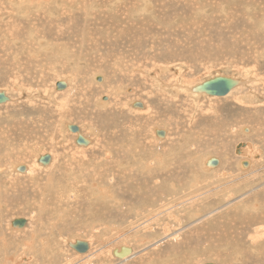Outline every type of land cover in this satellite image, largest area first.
<instances>
[{
    "label": "rangeland",
    "instance_id": "374dc122",
    "mask_svg": "<svg viewBox=\"0 0 264 264\" xmlns=\"http://www.w3.org/2000/svg\"><path fill=\"white\" fill-rule=\"evenodd\" d=\"M129 1L131 0H123V1L120 0L119 3L128 4ZM199 3H201V1ZM204 5L206 6L205 8L200 10V13L203 15V14H207L211 12L212 14L214 8L212 9L211 6H210L211 8L210 7L207 8L208 4H205V3ZM29 9H31V11H29ZM204 9H207L205 10L206 11L205 13H203ZM23 10L26 11L27 16L31 20L32 19L38 20V17H36L35 15V10L33 8H30V5L28 3L23 6ZM211 14L205 15V18L204 17L202 18L201 17L202 15H199V16L196 15L197 19L195 16L192 15L189 17L190 20L188 19L187 21H184V22L180 21L181 24L180 22L174 23V27L176 26L175 28L173 27V24L172 25L167 24V30H166L167 34L165 33L160 34L159 32H154L153 34L151 33V35L149 34V39H151L152 37L151 40L153 42V49H151V47L149 46L150 43L140 44L139 47L141 48V50L138 51L139 54L133 55L131 58H129L130 59L129 62H132V61L136 62L139 64L138 66L141 68H143V64H145V61H150V63H147L148 66H150V68L145 69L144 72L141 70H138V71L135 70V71L130 72L129 70H125L124 65H120L119 59L121 60L126 59V56H124L125 53H122V55L119 56V51L117 49V46H115L116 43H114V40L110 37V33L105 34V35H102V34L99 35L97 32L93 40L89 39V37L85 39V42L89 45L90 43H92V46H88L83 42H79L80 36L77 37L78 40L77 39L75 40L76 36H73L74 41L72 40V38H69V37L64 38L67 41V48L69 47L70 50L63 49L64 51H60L58 49L60 47L59 45L55 46L54 44V46H52V44L49 43L51 41L50 38L49 37L47 38L44 36H41L43 38H39V41L43 43L41 46L46 47V50H40V49L37 50L36 48L38 47L39 43H37L35 39L37 38L36 35L43 34L41 32L32 31V33L30 34H26L25 32H23V35H25L29 43L28 44L24 43L25 44L24 46H22V44L21 46H19L18 44L14 46L13 44L15 41L11 39L10 40L11 43H9L8 45L7 42H9V40L7 39L6 36H4L5 33L0 30V40H1V43H0V90L4 91L9 99L5 103L0 104V131H1L0 141L3 140L4 137L8 135V131H7L8 129L6 130V128H10L9 125H14L15 122H19V124L21 125V123H23L25 120H28L29 122H31L32 119L36 120V118L38 117L40 120H42L46 116V118H44L43 121H45V123H47V121L48 123L53 121L50 124L51 127H49L50 125L45 126L44 127L46 128V133H45L44 132L45 130L43 129V126H42V131L38 133H40L41 135L43 133V136H46V137L49 136L50 133H52L53 135L50 134L49 136L50 139L58 138L57 143L59 142V144H65L66 148H57L58 152L56 151L57 152L56 154L58 153L61 154L63 150H67V151H71L72 153L74 152L79 156L83 155L84 157L87 158V156L88 157L91 156L92 151L99 153L100 150L102 151L104 149V146L105 148L106 147L110 148V145H115L113 141L118 137H122L124 139L125 145L129 143L130 147L138 148L139 152L141 153V149H142V146L144 145V141L151 140L153 141V143H155L154 139L151 138L150 136V135L157 136L155 133V130L154 132H152L151 130V126L155 125L156 127H159L157 129H162L164 131L163 135L156 137L157 140H162L160 138H164L167 133H168L167 139H171L175 137L172 143L174 145L171 149L173 150L171 157H172V160H175L177 162H180V161L182 163L185 162L183 165H181L180 175L181 177L186 178V179H183V178L180 179L182 183L180 185H177L178 189H176L175 191L174 190L172 191L170 186L164 187L168 191H166V189L163 188V192L166 194L165 197L163 196L164 198L163 201L167 203L169 208H171V209L167 208L169 210L168 212H170L169 215L171 214L169 217L165 216L166 212L164 211H167L165 209H162L161 212L157 211L159 212V214L158 213L156 214L155 212L153 214L145 215V216H144V212L142 211V210H150V209L152 210L158 206L157 201L161 197V189H158V191L149 192L147 194L148 198L143 203L140 211L136 212L134 209H129V207H125L123 205L124 199L125 201H128L129 199L127 197L124 198L121 193H118L119 188H122L126 184L121 183V182H116L117 180L113 181L114 183H112V181L110 180H107L104 182V185L105 186L107 185L108 189L112 188V190L115 192V197L119 200V202L122 201L120 203L121 207L117 210H122V212L123 210H125L126 216L125 217L121 216V218H113L112 216H109V217L105 216L106 210L113 207V206H110L111 202L106 199L99 201L98 199L91 198L90 202L87 203L88 206L86 204L81 205L79 202V208L78 206L74 205L75 204L74 202L70 200H66V201L61 202L59 205L61 207H64L67 210V217L69 216L71 219V221H68V219L65 216L64 208H57L54 206L55 204L44 203L41 199L40 191H39L41 188H43L44 184H46V182L44 181L47 179V177L52 178L55 175V172H58V170L60 171V174H59L60 179L59 180L53 179V181L54 182L60 181V183L63 181L65 183V178L67 176H65L62 173L61 167H59L56 171L53 167L51 170L41 173L40 176L43 179L42 180L40 179L37 185L31 181H27L25 183H17L15 179L8 178L9 175H11L8 171V168H9L8 166L10 165L9 162H12V160L10 161V158H9L11 154L9 155L7 154L6 150H2L3 148H1L2 147L1 146L2 143H1L0 144V149H1L0 150V168H3V171L0 172V180H1L0 182V225L2 226L0 228V230L2 231L0 232V235L6 236V241H9L10 233H14L11 228L23 229L27 225V229H34V231L37 233V227L39 224V220H42L43 223L46 224L50 228L49 230L50 233L48 234V236L52 239H55V242H57V248L58 249L64 248L67 251V253L70 252L69 254L72 256L77 255V258L71 264H86L87 259L91 257L93 254H95L96 252L102 251L103 253L100 252V254L102 255L104 254V252H108L109 250L110 252L108 254L109 255L111 254L110 257L112 260H108L106 258V262L103 264L123 263L125 258L117 257L114 253L111 252V248L108 247V245H112L113 248L117 249L118 246L121 245V243L128 245L132 249V252L135 258L137 256L139 257L142 254H147L149 257L152 258V252H154L159 258V260L163 258L167 259L168 257H170L169 258L170 262L177 263V264H202L203 261L210 260L207 258L210 255H206L211 252L210 250H212L209 248H205V247L204 248H201V247L194 248L195 246L192 247V244H191L190 247L192 248H190L189 246H185L186 248L166 249L165 246H167V244L171 243L172 241L170 238V232L166 228L165 224L163 225V223L169 222L172 225V230H171L172 233H174L175 231V233L178 232L179 234L181 233L190 234L189 233L190 231H193L194 234H196L197 227L202 226L204 224L216 230L217 229L216 225H219L221 222L230 223V217L233 216L234 208H236L239 212H241L240 211L241 205L248 203L249 200L252 198L253 194L258 193V191L259 193H261L264 190L263 172L259 173L258 175L256 174L260 170L261 165H257L255 168H252L254 170H251L252 164L249 166V162H245L242 165L239 162L240 169L236 165H232V169L228 170L232 173V175H229L223 178L221 181L216 182L212 185L207 184L208 183L207 178L210 179V177H208L209 175L207 174V171L209 169L207 168L213 169L211 173L215 171L228 172V171H225L223 168V166L225 165L223 161L226 160V157L224 158L225 154L226 155L230 154L231 158L241 157L245 159H251L253 160V162H255V160L258 161L259 159L262 158L264 162V148H263L264 143L262 146V141L257 139V138H260L259 133H256L255 135V134H251V131H250L251 127L249 125H252L250 121H252L253 123L255 122L253 120L244 121L243 126L249 128V130L245 129L244 131V130L239 129V123H237L238 119H236L237 118L236 116H239V113L241 111L240 108H241V109H246L248 111V114L253 115L255 119H258V120L261 119L259 121L263 122L262 119H264V57L263 55L259 54V51L262 48H259L258 50L257 49L258 47H256V50H255L254 46L256 45H253L252 47V45L248 41L247 42L248 45L246 42H244L243 45L238 47L240 49L239 50L237 49L235 51L236 53H234L233 52L235 48L234 43L235 41H237V39L234 38V42H233L232 41L233 37H231L233 34H230L232 33L230 29L226 25H221L217 20V19L221 20V17H224L225 15L222 14L221 17H219L215 14H212L211 16ZM207 16H209L208 18L211 21H208ZM192 17L195 18V20ZM78 18H79L78 21H80V17ZM110 18H114L116 21H119V16L117 17V16L105 14L100 18H96L98 19L97 24H103L104 26L105 22L103 20L105 19L109 20ZM20 19L25 20L21 17ZM201 19H203L204 21ZM99 20H101L100 21L101 23L99 22ZM196 20L201 21V22L199 23L198 26H194V28L192 27L193 30L192 29L190 30L191 26L189 28L190 31L188 30V28H186L187 30L184 29L181 31L182 34H180V31L176 30L179 28V26L182 25V23L183 24L184 23L194 24L193 21H196ZM87 22H89V25L90 23L94 22L95 26H98L96 22L93 21V19ZM171 22L173 23V21ZM202 23L204 24L205 27H203ZM91 27L93 26L91 25ZM99 27L100 26H98V28ZM241 27L245 28L243 27L242 24H241ZM191 31H192V34H190ZM183 32H185L186 34L185 33L183 34ZM16 33L17 34L14 35L16 39H18V37H21L22 34H20L19 32H16ZM92 33H95V31H92ZM219 33L220 35H218ZM226 34H228L229 36ZM217 35L219 36L218 39H217L218 37ZM160 36H164V37L159 39ZM84 37H87V36H84ZM44 38L47 41L49 40L50 41L49 42H47L46 40L44 41ZM111 39H112L113 45L111 44ZM216 41L218 42L215 44L214 42ZM68 42L69 44L71 43L74 46V48H71L68 45ZM105 42L107 43L109 42L108 45ZM225 42L227 45L225 44ZM18 43L20 44V41H18ZM10 44H12L15 48L12 47V45ZM49 44L51 46H49ZM244 44H246L247 47L248 46L250 48L252 47V49L246 48L245 50H250L251 56L245 57L242 59L240 51L246 47ZM262 44L263 43H260L259 45L258 43L257 46L264 47V44L263 45ZM106 47H108L109 50H107L108 48ZM218 47L221 49V52ZM16 48L19 50H17ZM228 48L230 49L231 52L228 51L229 50ZM110 50H113L114 55L108 54L110 52L112 53V51ZM29 52H32V53L35 52L34 53L35 55L29 54ZM255 52H258V53H255ZM160 53L164 55L156 57V55ZM165 54H168V56L170 57L166 56ZM236 57L238 59H236ZM176 62L180 63L181 65L176 64ZM160 65H167L170 67V70H164L161 74H159V76L161 77L160 80L167 82L169 83V85H171L175 80V76H179L180 78L183 76L185 81L183 82L181 81L182 85L181 87H179L180 89L177 92H174L173 89L171 88L173 85L171 86L164 85L163 87L156 89L157 92H159L158 97L155 96V98L151 97L150 99H148L146 94L148 90L150 92L151 85L144 84L143 82L140 83L138 80H140V77L146 78L145 80H147L148 83L152 84L155 79V72L153 70L157 66H160ZM34 70H36V73L39 72V75L38 74L37 75L41 76V78L39 77L40 80L42 78H44V80L42 79L41 81H38L36 79L37 76L34 75L35 73ZM31 72H34L32 73L34 77H32V75L30 74ZM41 74H44L45 77ZM126 74L134 75L132 76V79L138 82L139 84L138 87H140L141 89H144L143 91L145 93H143L142 96L139 97L136 94L135 88L137 86V82L133 84L127 81L128 79L126 77ZM217 74H223V76L224 75L232 76V77L235 76L236 78L234 79L239 81V84L233 87V89L230 90V92L224 96H216V95H208V94L202 95L201 94L199 95V97L196 96L197 98H194L188 95L187 88L189 86H193L201 80L204 81L208 78L220 76ZM97 76H101L103 78L107 76V77H110L111 79H114V78L115 79L112 82V84L106 83L110 87H107L103 93L101 91L93 90L92 92L93 95H91L89 99V96H90L89 94L91 93V91L89 90V85L91 88V86L94 85V83H103L104 81V80L102 81L97 80L96 79ZM8 77L10 78L11 81L9 80ZM240 78L241 80L242 79L243 80L242 81L239 80ZM58 80H62V81L65 80L66 82L68 81L69 84L63 81L65 84V87L61 89H57L55 82ZM80 81L87 83L86 85L88 89L85 90V95L80 94L78 96L76 92L74 93L75 94L74 97L77 98V100H75L74 103L71 101L69 104H66L67 100L64 101L65 105L71 112L70 116H72L71 120L69 121V126L75 125L77 126L78 129L76 131H72L70 127L67 126V129L64 130L62 123L60 126L59 122L61 121L59 119H56L57 120L56 121L55 118L61 113V111L63 112L66 111L67 113L68 111H67V108H62V109L59 108L61 107L59 106V104L61 103L60 101H62L63 98L57 95H61L60 93L67 90L69 87L71 88L75 87L78 83H80ZM112 85L123 86L125 88L124 93L122 94L117 93L115 91V88H113L114 86ZM48 92L53 93V95L50 94L51 96L50 95L47 96ZM247 93L250 95L253 94L254 96L252 95L250 99L245 97L247 102H242L244 104L242 106L244 107L240 106L241 103L238 104L236 101L230 100L229 98V97H233V98L236 97L237 99L240 98L239 100H241V97L245 96ZM99 95L101 96L99 99L100 101L111 100L110 99L111 95H113V97L117 101L115 102L114 100H112L111 102L112 106L110 108L109 106L106 108H100L96 104V99ZM124 95H127L128 97L127 96L124 97ZM162 95L166 96V98L168 99L166 100L164 99V97H160ZM52 96L54 97V99H52L53 98ZM130 98H133V100L129 101L128 99ZM175 98L178 100L177 102L173 101V99ZM119 101L121 102V104L119 103ZM133 101L141 102L142 106L134 105ZM147 102H149L150 104H155L157 106V107L155 106L156 107L155 112L158 113V116L154 117V120L156 122V123L154 122L155 124L151 123L152 121L151 118L148 119V116L146 115L143 116L142 114L143 113L142 109H146L145 103ZM115 104L119 106V110L114 108ZM48 105L49 107H47ZM237 105L240 107L239 109ZM214 106L223 107L224 110H222L221 114H226L229 109H235L236 112L234 111L230 113L231 115L232 114L234 115L229 119L230 125L228 126V128L226 127L227 129L226 128L216 129L215 127L210 126L208 124L209 123L208 120H211V119H206L205 114H209L211 117L215 116L214 110H216V108ZM34 107L39 109L40 111L35 110ZM43 108H45V110H42ZM120 108L123 111V114H126L124 121L123 119H119L120 117L114 116L113 114V111L120 112ZM168 108H171L170 112L168 111L169 110ZM54 110L58 112H55L54 114L52 113V115H48L50 111H54ZM66 112L64 113L67 114ZM136 112L137 113L140 112V114H136ZM181 112L185 115V117L182 116ZM40 114L41 115L43 114V115L41 116ZM77 118L79 119L77 120ZM234 118L235 120L233 121ZM39 119H37L36 121H38ZM40 120L38 122H41ZM124 122L126 123L128 127L120 129L119 126H123L121 124H124ZM54 123H55V127L52 128V124L54 125ZM206 126L207 127L210 126V127L206 128ZM202 127L203 129L205 128L206 131L201 130ZM233 127L235 128L234 131L231 130ZM164 128L168 129L169 131H167L166 133ZM212 130H214L215 132H212ZM79 131L81 132L80 133L81 135L83 134L86 136L84 137L82 135L83 138L87 139V142H88L87 144H81L75 141L77 137L75 134ZM66 133L69 135V137L67 136L66 138H63V135ZM40 134L38 135L40 136ZM1 135L2 136L4 135V137H2ZM14 135L16 137V133ZM88 137L90 139H88ZM241 142H244L246 145H249V144L252 145L253 148L251 150L253 149L254 150L251 152L246 151V154L243 153L242 156H239L240 153L238 151L236 152L235 149H236V146L242 145ZM166 143L170 144V141ZM256 143H258V145H256ZM159 144L160 142H158L156 147H160ZM92 145L94 146L97 145V147L94 149H91ZM118 145L119 143L117 144V147ZM16 146H18V144ZM53 146H56V145L53 144ZM208 147L214 149L213 150L214 152L211 154V156L218 157L220 159V162L222 161L221 163H219V160H217V164L215 165H209L208 162H205V164L202 163V160L200 157L201 155H203V153L210 152L208 150ZM19 148L21 149L23 148V149L21 150ZM27 148H34L32 150L34 153H36L38 150L40 152H42L43 150L44 152L43 147H41L40 145L35 146V144H29ZM215 148H218L220 150L222 149V150L216 153ZM9 150L11 151L12 154H14L11 156V159L13 157V161H14L16 160L15 156L16 155L19 156L20 152L24 150V147L20 146V147H15L12 149L10 148ZM80 151H83L84 154H81ZM44 153H48V150ZM77 155L75 156V159H74L75 161H77V163L75 164L76 165L75 171L82 172L83 162L79 163L78 161H82V160L84 161V159H78L79 157ZM30 156L33 157V155H30ZM256 157H258V159ZM63 158L64 157H62L61 155L59 156V159L62 160ZM124 158L126 160H129L128 155L127 156L124 155ZM124 158H122V160ZM188 162L190 163V165H188ZM133 163L134 164H129L128 162L125 167L127 169H132L135 173H138L142 176V177H138L137 179L133 180V184L136 183L137 185H139V187L142 190L147 185L151 184L152 177L151 175L148 176L146 173L140 172L144 170L138 167L136 162L133 161ZM229 168L231 167L229 166ZM47 169H50V168H47ZM87 176H88V173L84 175V177L82 175L83 177L82 180L84 181L82 183H89ZM252 176H255V178L250 179V177ZM219 177L220 176H218V178ZM129 179L130 178L127 177V180ZM174 179L175 178L172 179L173 183H175L176 181H179L177 179L175 180ZM214 179H217V178L214 177ZM22 180H26V179L23 178ZM8 182H11L13 185L8 184ZM188 182L192 184H196V183L197 184L194 185V187L188 188L190 185ZM176 183H179V182H176ZM183 184H185L184 185V187L186 186L185 188L182 186ZM196 186H199L201 188L199 189V191L194 193V189L199 188ZM180 188H182L183 190H181ZM90 189H91V186H90ZM61 190L64 191L67 189L61 188ZM263 192L262 194L264 195ZM90 194L91 192L87 194V197ZM168 194H171V195H168ZM263 195H261V198H264ZM258 196L260 197V194ZM196 199L198 200L196 201ZM189 202H191L192 205L186 206L185 203H189ZM73 206L76 207L77 211L76 210L71 211V208ZM115 207L116 205L114 206V208ZM188 207L202 210L201 214H198V216L192 217L190 219H183L182 214H183V217L185 218L186 216H188L187 212L189 213L190 211L191 213V210L186 209ZM8 208H11L12 212H10ZM52 211H59L61 216H63L61 217L64 220L63 223H60L58 221L56 223V226L54 225L52 226L49 223L55 220L54 215L51 214ZM73 214H75L74 216L75 218L73 217ZM15 215H21L22 216L21 218L22 219L24 218L25 223L23 226H12L11 221L13 220V217ZM173 215L175 219L171 217ZM140 216L142 217L138 219V221H136V219L139 218ZM160 216L163 217V220H162L163 223L160 222L158 225V230L154 231L152 228H154L155 225H152L151 223L152 221L157 220L158 219L157 217H160ZM201 217L202 219L197 224L195 220ZM105 218L107 219V223L104 222ZM110 218L114 219L113 223L115 225L109 221ZM178 218H181L183 222H180V221L174 222V220ZM7 220L9 223V227H8V224L6 223ZM86 222L87 223L92 222L91 225L96 224V227L94 228L97 231L98 245L95 248H89V243H87L88 245L87 250L84 252H78L77 250L72 248V246L69 243L66 244L65 240L67 238L72 239L71 241H73V243H75L76 240H82V241L86 240L90 242L94 234H92V232L89 231V226H87ZM108 223L114 225V227L117 228V231H115L116 229H114L113 227L112 229H109ZM225 225H229V224H225ZM7 227L9 228L10 232L7 231ZM150 227L152 228L150 229ZM38 230L40 232H45V231H48V228L46 226H41L40 228H38ZM225 230L231 231V227L226 228ZM58 231H60V233H58ZM120 231H125L124 232L125 234L122 236L117 234V232H120ZM45 235L47 234H41L39 235V237H44ZM27 237L30 238L31 234H27ZM15 239H18V238L15 237ZM99 239L104 240V241L106 239V242L104 244H101L99 243L100 242ZM32 241H34L33 246H36L38 243V239H35L33 237ZM159 241L162 242L160 245L164 243H166V245L158 249L153 248V245H157ZM24 247L25 246H22L20 242L18 243L17 240L10 241L7 245V248H5L6 254L3 253L2 257L0 258L1 261L5 260L6 261L5 264H13L14 263L13 259L17 258L15 257L17 252L24 251L25 253V252H30V250H32V249H24ZM232 249H233V244L226 246L224 249L220 248L219 251L221 255L217 250L216 252L219 253L220 259L222 261H225L226 259V260H229L228 264H236V262L232 261V257H233ZM0 252L1 253L3 252L2 247H0ZM194 252H196V254ZM248 254H249L248 256L249 259L246 260L245 263L239 262L237 264H264V260L263 261L260 260L259 255H257L259 257L258 258L252 253H248ZM51 255H52V252L50 256L45 254V257H47V261L51 257ZM24 256L27 257V255H24ZM149 257L148 259L151 261L152 259ZM101 258L103 260L102 256ZM186 260L188 262L184 263ZM213 260L217 262V259H213ZM102 262H104V260ZM92 264H96V262ZM204 264H210V263L207 261Z\"/></svg>",
    "mask_w": 264,
    "mask_h": 264
},
{
    "label": "bare ground",
    "instance_id": "6f19581e",
    "mask_svg": "<svg viewBox=\"0 0 264 264\" xmlns=\"http://www.w3.org/2000/svg\"><path fill=\"white\" fill-rule=\"evenodd\" d=\"M119 1L120 0H0V30L5 33L4 36H6L7 39L9 40V42H7L8 45H9V43H11L10 42L11 39H13L15 41L13 44L14 46L16 44H18L19 46H21V44H22V46H24L25 44L29 43V41L26 39L25 35H23V32H25L26 34H30V33H32V31L33 32H41L43 34L36 35L37 38L35 40L37 41V43L40 44V45L38 44V47L36 49L37 50L38 49L46 50V47L41 46L43 43H41L39 41V38H43L41 36H44V37L50 38V40H51V41L49 40L50 42L47 41L45 38H44V41L46 40L47 42L52 44V46H54V44H55V46L59 45L60 47L58 49L60 51H64L63 49L70 50L69 47L67 48V41L64 38L69 37V38H72V40L74 41L73 36H76L75 40L77 39L78 36H80L79 42H83L88 46H92V43H90V45L87 44L85 42V39H87L89 37V39L93 40L95 38L97 32L99 35H101V34L105 35V34L110 33V37L114 40V43H116L115 46H117V49L119 51V56H121L122 53H125L124 56H126V59H123V60L119 59L120 65H124L125 70H129L130 72L135 71V70H137V71L141 70L144 72L145 69L150 68V66H148V64H147V63H150V61H145V64H143V68L139 67L138 66L139 64L136 62H133L132 60H131L132 62H129L130 61L129 58H131L133 55L139 54L138 51L141 50V48L139 47L140 44L150 43L149 46L151 47V49H153V42L151 40L152 37H151V39H149V34L151 35V33L153 34L154 32H159L160 34L161 33L167 34V31H166L167 30V24H170V25L173 24V27H174V23H178L180 21L184 22V21H187L188 19L190 20L189 17L192 15L195 17H196V15H198V16L202 15L200 13V10L205 8V6H206V5H204V3H205V4H208L207 8H209L211 6L212 9L213 8L216 9V10L213 9L212 14H215L219 17H221L222 14L225 15L224 17H221V20H219V19H217V20L221 25H226L230 29V31L232 32L230 34H233V35L235 34L234 35L235 37L233 35L231 36V37H233V39H232L233 42H234V38L237 39V41H235V43H234L235 45L232 43L235 46L234 51H233L234 53H236L235 51L237 49L238 50L240 49L238 47L243 45L244 42L247 43L249 41L250 44L252 45V47H253V45H256V46H254L255 50H256V47H258L257 48L258 50H259V48H262L259 51V54L263 55V57H264V47L257 46L258 43H259V45H260V43L264 44V0H131V1H129L128 4L119 3ZM121 1H123V0H121ZM200 1H201V3H199ZM27 3L30 5V8H33L35 10V15H36V17H38V20H36V19L31 20L27 16L26 11L23 10V6L26 5ZM205 10H207V9H204L203 13L206 12ZM29 11H31V9H29ZM105 14H109V15L117 16V17L119 16L120 22L116 21L114 18H110L109 20H107V19L103 20L105 22L104 26H103V24H97L98 19H96V18H100ZM210 14H211V12L207 13V14H203L201 17L205 18V15H210ZM212 14H211V16H212ZM214 16H213V18H214ZM20 17L25 19V20H21ZM78 17H80V21H78V19H79ZM90 17H91V19H90ZM208 17L209 16H207V18ZM81 18H82V20H81ZM213 18H211V19H213ZM92 19H93V21L96 22V24L98 26H100L99 28H98V26H95L94 22L90 23V25H89V22H87V21H90ZM94 19H96V20H94ZM193 19L195 20V18H193ZM196 19H197V17H196ZM201 20H203V19H201ZM100 21L101 20H99V22ZM171 21H173V23ZM208 21H211V20H209V18H208ZM181 22H180V24H181ZM200 22L201 21L196 20V21H193L194 24H189V23L183 24L182 23V25L179 26V28L176 30L180 31V34H182V32H181L182 30H184L186 28H188V30H189L190 26H191V28H190V30H191L192 27L194 28V26H198ZM212 22H213V20H212ZM240 23L245 28H242ZM91 25L93 27H91ZM203 27H205L204 24H203ZM91 29H93V30H91ZM221 29H222V27H221ZM186 30H185V32H186ZM198 30H199V28H198ZM92 31H95V33H92ZM16 32H19L20 34H22L21 37H18L19 40L16 39V37L14 36L15 34H17ZM185 32H183V34ZM222 32H223V30H222ZM190 34H192V31L190 32ZM218 35H220V33ZM226 35H228V34H226ZM84 36H87V37H84ZM202 36H204V35H202ZM162 37H164V36H160L159 39H161ZM218 38H219V36L217 37V39ZM112 39H111V44H112ZM17 40L20 41V44L18 43ZM230 40H231V38H230ZM89 42H90V40H89ZM217 42L218 41H216L214 43L216 44ZM0 43H1V40H0ZM105 43H107V42H105ZM108 43H107V45H108ZM50 44H49V46H51ZM70 44L68 42V45L71 48H74V46L72 44L71 45ZM225 44H226V42H225ZM10 45H12V44H10ZM13 45H12V47H14ZM233 45H232V47H233ZM244 45L246 47L240 51L242 59L245 57L251 56L250 50H245L246 48H250L249 46L247 47L248 43H247V45L246 44H244ZM219 47H220V45H219ZM252 47L250 49H252ZM106 48H108V47H106ZM123 48H124V50H123ZM50 49H52V48H50ZM115 49H116V47H115ZM119 49H121V50H119ZM17 50H19V49H17ZM107 50H109V48ZM219 50L221 52L220 48H219ZM110 51H112V53L110 52L108 54L114 55L113 50H110ZM228 51L231 52L230 49ZM217 52H218V50H217ZM229 52H228V54H229ZM34 53L29 52V54L35 55ZM161 53L157 54L156 57L164 55ZM255 53H258V52H255ZM165 55L168 56V54H165ZM226 55H227V53H226ZM239 55H240V53H239ZM237 56H238V54H237ZM168 57H170V56H168ZM232 57H233V55H232ZM236 59H238V58L236 57ZM239 59H241V58H239ZM233 61H235V60H233ZM152 62H154V61H152ZM176 64L179 65L180 63L176 62ZM183 64H184V62H183ZM151 65H153V64H151ZM164 70H170V67L167 65H160V66H157L153 70L155 72V79H154L152 84L148 83V81L145 80L146 78L140 77V80H138L140 83L143 82L144 84H150L151 85L150 92L148 90V92L146 94L148 99H150L151 97L155 98V96L158 97L159 92H157L156 89H159L160 87H163L164 85H166V86L173 85L171 88L173 89L174 92H177L180 89L179 87H181V85H182L181 81L182 82L185 81L183 76L181 78L179 76H175L174 82L171 85H169V83L160 80L161 77L159 76V74H161ZM34 72L30 73L32 75V77H34L32 74V73H34V75L37 76L36 79L38 81H41L42 79L44 80V78H42L40 80L41 76H38L39 72L36 73V70H34ZM40 72H41V70H40ZM41 75L44 76V74H41ZM217 75L223 76V74H217ZM107 76H108V74H107ZM107 76H105L104 78L101 76H97L96 79L100 80V81L104 80L103 83H94V85H92L91 88L89 85V90L91 91V93L89 94L90 95L89 99H90L91 95H93L92 94L93 90L101 91L103 93L107 87H110L106 83L112 84V82L114 81L115 78L111 79L110 77H107ZM110 76H112V75H110ZM132 76H134V75H132V74L127 75L126 74V77L128 79L127 81L135 84L137 81L132 79ZM227 77L236 78L235 76L234 77L227 76ZM9 80H10V78H9ZM239 80H241V78ZM60 81H62V80H58L55 83L60 82ZM63 81H65V80H63ZM202 82H203V80L199 81L197 84H201ZM66 83L69 84L68 81ZM86 84L87 83L80 81V83H78L75 87H72V88L69 87L64 92L61 91L62 92V93H60L61 95H57V96H61L63 98L62 101H60L61 103L59 104V106H61V107H59V108L60 109L67 108V106L64 103V101H66V100H67L66 104H69L71 101L74 103L75 100H77V98L74 97L75 96L74 93L77 92L78 96L80 94L85 95V90L88 89ZM197 84H195V85H197ZM238 84H239V82H238ZM138 85L139 84L137 82V86L135 89H136L137 96L140 97L145 92L143 91L144 89H141L140 87H138ZM195 85L189 86L187 88L188 95L190 97L197 98L201 94L202 95L206 94L203 91H201V92L194 91L192 88ZM112 86H114V85H112ZM64 87H65V85H64ZM113 88H115V91L119 94H122L125 91V88L121 85L114 86ZM232 89H230V90H232ZM230 90H229V92H230ZM229 92H227L225 95H227ZM252 93H254V92H252ZM50 94L53 95V93L48 92L47 96ZM77 94H76V96H77ZM175 95H177V94H175ZM252 95L253 94L250 95L247 93L245 96L241 97L242 101L239 100L240 98L237 99L236 97L235 98L229 97V98H230V100L236 101L238 104L241 103L240 106H242V105H244L242 102H247L245 97L250 99V97H252ZM125 96H127V95H124V97ZM100 97L101 96L99 95L96 99V104L100 108H106L108 106L110 108L112 106V104H111L112 100H114L115 102L117 101L113 97V95H111V98H110L111 100H108V101H100L99 100ZM160 97H164V99H166V100L168 99V98H166V96H163V95ZM256 97H257V95H256ZM52 99H54V97ZM128 100L131 101V100H133V98H130ZM173 101L177 102L178 100L175 98V99H173ZM119 103L121 104L120 101H119ZM84 104H86V103H84ZM178 105H180V104H178ZM62 106H64V107H62ZM139 106H142V103ZM145 106H146V109L141 108L143 111V113H142L143 116L144 115L148 116V119L151 118V120H152L151 123H154L155 122L154 117L158 116V113L155 112V108L157 106L155 104H150L149 102L145 103ZM47 107H49V105ZM214 107L216 108V110H214L215 116L211 117L209 114H205L206 119H211V120H208L209 123L208 122L207 123L210 126L215 127L216 129L217 128L223 129L226 127L228 128V126L230 125L229 119L234 115V114L231 115L230 113L234 112L235 109H229L226 114H221L222 110H224L223 107L222 106H214ZM242 107H244V106H242ZM247 107H249V106H247ZM114 108L119 110V106L117 104L114 105ZM239 108L240 107L238 106V109ZM168 109H169L168 111L170 112L171 108H168ZM35 110H39V109L35 108ZM42 110H45V108H43ZM240 110L241 111L239 113V116H236L237 117L236 119H238L237 123H239V129L244 130V131H245V129L249 130L248 127L243 126L244 125L243 123L246 120H253L255 123L250 121L252 123V125H249L251 127L250 128L251 134L256 135V133H259L261 139L260 138H257V139L262 141V146H263V143H264L263 142L264 141V119H262L263 122H260L259 120H261V119H259V120L255 119L253 117V115L248 114V111L246 109L240 108ZM67 111H68V113L66 111H64L67 114H65L63 111H61V113L55 118V120L59 119L61 121L59 123H60V126L62 123L64 130L67 129V126L70 127L69 121L72 118V116H70L71 112L69 111L68 108H67ZM55 112H58V111H55V110L50 111L48 115H52V113L54 114ZM42 113H43V111H42ZM113 114H114V116L120 117L119 119H123V121L125 120L126 114H123V111L121 110V108H120V112L119 111H113ZM136 114H140V112H138V113L136 112ZM181 114H182V116L185 117V115L182 112H181ZM45 115H46V113H45ZM19 116H20V114H19ZM47 117H49V116H47ZM44 118H46V116ZM44 118L42 120H40L39 117L36 118V120L39 119L41 122H38L39 120L36 121L33 119L31 120V122H29L28 120H25L23 123H21V125L19 124V122H15L14 123L15 127H14V125H9L10 128H6V130L8 129L7 130L8 131L7 136L4 137L5 134L3 136L1 135L2 137H4V139L0 141V144L2 143L1 148H3L2 150H6L7 154H9V155L11 154L9 158H10V161L12 160V162H9L10 165L8 166L9 167L8 171L11 174V175H9L8 178L15 179L17 181V183H25L27 181H31L37 185L38 181L40 179L41 180L43 179L40 176L41 173L48 171V170H51L53 167L56 171L59 167H61L62 173L65 176H67L65 178V183L63 181L61 183H60V181H56V182L53 181V179H55V180L60 179L59 178V174H60L59 170H58V172H55V175L52 178L47 177V179L44 181V182H46V184H44L43 188H41L39 190L41 199L44 203L55 204L54 206L57 208H64V207H61L59 204L63 201L70 200V201L74 202L75 203L74 205L78 206V208H79V202L81 205L86 204L88 206L87 203L90 202L91 198L92 199H98L99 201L106 199V200H109L111 202L110 206H113V207L106 210L105 216H108V217L112 216L113 218H121V216L125 217L126 212H125V210H123V212H122V210H117L121 207L120 203L122 201L119 202V200L115 197V192L112 190V188L108 189L107 185L106 186L104 185L105 181L110 180V181H112V183H114L113 181L117 180L116 182H121V183L126 184L122 188H119L118 193H121L124 198L127 197L129 199L128 201H125V199H124L123 205L125 207H129V209H134L136 212L140 211L143 203L148 198L147 194L149 192L158 191V189H161V197L157 201L158 206L152 210L150 209V210H142V211L144 212V216H145V215L153 214L155 212H156V214L157 213L159 214V212H161L162 209H165V210H167V211H164V212H166L165 216L169 217L171 215V214L169 215L170 212H168L169 210L167 208H169V207H168L167 203H165L163 201L164 200L163 196L165 197V195H166L163 192V188L166 186L167 187L170 186L172 191L173 190L175 191L176 189H178L177 185H180L182 183L180 179H182V178L186 179V178L181 177V175H180L181 165H183L185 162L182 163L181 161L177 162L175 160H172L171 154H172L173 150H171V149L174 145L172 143H173V139L175 137L171 138V139H167V136H168L167 131H169L168 129L164 128L167 134L164 138H160L162 140H157L156 137H158V136L150 135L151 138L154 139L155 143H153V141H151V140L144 141V145L142 146V149L145 151H143L141 149V153L139 152L138 148L130 147L129 143H127V145H125L124 139L122 137H118L113 141L115 143V145H110V148L109 147L105 148V146H104V149L102 151L100 150L99 153L92 151L91 156L90 157L87 156V158H86L83 155H80V156H82V157H80L76 153L73 152L74 153L73 154L71 151H67V150H63L61 154H59V153L56 154L58 152L57 148H66V147H65V144H59V142L57 143L58 138L57 139L52 138L53 140L50 139L49 136H50V134L53 135L52 133H50L49 136H47V137L43 136V133H42V135L40 133H38V132L42 131V126H43V129L45 130V131L44 130L43 131L46 133V128H44V127L49 126L53 122L50 120L51 122L48 123V121H47V123H45V121H43ZM78 119L79 118H77V120ZM234 120H235V118L233 119V121ZM215 123H217V124H215ZM254 124H256V125H254ZM121 125H123V126H119L120 129L128 127L125 122H124V124H121ZM73 126H75V125H73ZM157 126H158V124H157ZM210 126H208V127H210ZM49 127H51V125ZM53 127H55V123H54V125L52 124V128ZM75 127H77V126H75ZM208 127L206 126V128H208ZM157 128H159V127H156L155 125L151 126L152 132H154V130H156ZM47 130H48V128H47ZM159 130H161L162 133L164 134V131L162 129H159ZM201 130L206 131L205 128L203 129V127L201 128ZM231 130L234 131L235 128L233 127ZM212 132H215V131L212 130ZM15 133H16V137L14 135ZM78 133H81V132L79 131L75 135L77 136ZM1 134H3V133H1ZM38 134H40V136ZM67 136L69 137V135L66 133L63 135V138H66ZM83 136L86 137L85 135H83ZM46 138H48V139H46ZM88 139H90V138L88 137ZM169 141H170V144H172V145L166 143ZM158 142H160V144H159L160 147H156ZM118 143H119V145L117 147ZM241 143H242V145H240L239 149H238V152L240 153L239 156H242L243 153L246 154V151L251 152L254 150V149L251 150L253 148L252 145H250V144L246 145L244 142H241ZM17 144H18V146H16ZM29 144H35V146L40 145L41 147H43L44 152H46L48 150V153H44L43 150H42L43 153L40 152L39 150L36 153H34L32 151L34 148H27V146ZM53 144H55L56 146H53ZM256 145H258V143H256ZM20 146L24 147V150L22 152H20L19 156L16 155L15 156L16 160L13 161V157L11 159V156L14 154H12L9 149L10 148L12 149L15 147H20ZM57 146H59V147H57ZM96 147H97V145H95V146L92 145L91 149H94ZM263 148H264V146H263ZM19 149H21V148H19ZM21 150H19V151H21ZM25 150H27V151H25ZM208 150L210 152L203 153V155H201V157H200L203 164H205V162H208L210 159L219 160V163L222 162V161L220 162V159L218 157L215 156L216 157L215 158V157L211 156V154L214 152L213 148L208 147ZM215 150H216V153H218L222 149L220 150L218 148H215ZM174 151H176V150H174ZM31 152H33V153H31ZM68 152H69V154H68ZM75 152H76V150H75ZM80 152H81V154H84L83 151H80ZM29 153H31V154H29ZM40 153L41 154H49L50 161H49V163H47V165L42 164V163L40 164V162L36 161L38 156L41 155ZM30 155H33V157H31ZM60 155L62 157H64L62 160L59 159ZM76 155L79 157L78 159H84V161L83 160L78 161L79 163L83 162L82 163V172L75 171V168H76L75 164L77 163V161H75L74 159H75ZM124 155H126V156L128 155L129 160H126L124 158ZM176 156H177V154H176ZM225 157H226V160L223 161V163H225V165L223 166L225 171H228L229 169L231 170L232 165H236L237 167H239V162L241 165L244 164L245 162H249V166L252 164L251 170H254L252 168H255L257 165H261L260 170L256 174L258 175L259 173L263 172V175H264V162H263L262 158L259 159L258 161L255 160V162H253V160H251V159H245V158H241V157H238V158L232 157L231 158L230 154H228V155L225 154L224 158ZM7 158H8V156H7ZM122 158H124V159L122 160ZM256 158L258 159V157H256ZM133 161L136 162L138 167H140L142 170H144V171H140V172L146 173L148 176L151 175V177H152L151 178V184L147 185L142 190L139 187V185H137L136 183L133 184L134 179H137L138 177H142V176L138 173H135L132 169H127L125 167L128 162H129V164H134ZM200 163H201V161H200ZM215 164H217V162ZM19 165L24 166L23 171L17 170ZM188 165H190L189 162H188ZM211 165H213V164H211ZM46 166H48V167H46ZM229 166L231 168H229ZM47 168H50V169H47ZM207 169H209L207 171V174L209 175L208 177H210V179L207 178L208 183L207 182L206 183L208 185H212L216 182L221 181L223 178H225L229 175H232V173L230 171H228V172L215 171V172L211 173L213 171V169L212 168H207ZM239 169H240V167H239ZM2 171H3V168H0V172H2ZM4 171H6V170H4ZM87 173H88L87 178H88L89 183H82V182H84L82 180V178ZM82 175H83V177H82ZM218 176H220V177L218 178ZM77 177H79V178H77ZM127 177H129L130 179L127 180ZM214 177H216L217 179H214ZM23 178L26 180H22ZM173 178L179 180V181H176L179 183H176L175 181H174L175 183H173L172 182ZM251 178L254 179L255 176L250 177V179ZM0 182H1V180H0ZM8 184H12V183L8 182ZM61 184H62V186H61ZM189 184L190 185L188 188L194 187V185H196L197 183L196 184L189 183ZM184 185L185 184H183L182 186L184 187ZM90 186H91V189H90ZM196 187H199V186H196ZM260 187H262V186H260ZM61 188H65L67 190L63 191V190H61ZM200 188L201 187L194 189V193L199 191ZM164 189H166V188H164ZM180 189L183 190L182 188H180ZM256 189H254V190H256ZM52 190H53V192H52ZM166 191H168V190L166 189ZM90 192H91V194L87 197V194H89ZM262 192L259 193V191H258V193L253 194L252 198L249 200L248 203L241 205V207H240L241 212H239L236 208H234L233 209V216L230 217V223L229 222H221V223L219 222L220 224L216 225V228H217L216 230L213 229L212 227L204 224L202 226L197 227L196 234H194L193 231H190L189 232L190 234H188V233L179 234L178 232L175 233V231H174V233H172V231H171L172 225L169 222L163 223V221H162L163 217L162 216L157 217L158 219L155 221H152V223H151L152 225H155V227L154 228L150 227V229L152 228L154 231H157L159 223L162 222L163 225L165 224L166 228L170 232V238H171L172 242L168 243L167 246H165L166 243L160 245L162 242L159 241V243L157 244L158 246L153 245V248L158 249V248H161L163 246H165L166 249L186 248L185 246L190 247V245L192 244V247L195 246L194 248H199V247L204 248L205 247V248L212 249V250H210L211 251L210 253L206 254V255H210L209 257H207L210 260H205V261H203L202 264L206 263L207 261L210 264H228L229 260L225 259V261H222L220 259L221 253H220L219 249L220 248L224 249L226 246L233 244L232 261L236 262V264L239 262L245 263V261L249 259L248 253H252L255 256L259 255L260 258L258 256L257 257L263 261L264 260V198H261V195H263ZM259 194H260V197L258 196ZM168 195H171V194H168ZM169 198H170V196H169ZM197 200L198 199H196V201ZM185 204H186V206L192 205L191 202L185 203ZM115 205H116V207H115L116 209L114 208ZM75 206H73L71 208V211L76 210ZM8 209L10 212H12L11 208H8ZM123 209H125V208H123ZM169 209H171V208H169ZM186 209L191 210V213H190V211H189V213L187 212L188 216H186L185 218L183 217V214H182L183 219H190L192 217H196V216H198V214H201V211H202L200 209H196V208H192V207H188ZM64 210H65L66 218L68 219V221H71L70 217L69 216L67 217V210L65 208H64ZM157 211H159V212H157ZM51 214H53L54 218H55V220L49 222L52 226L53 225L56 226V223L58 221L60 223H63L64 220L61 218L63 216H61L59 211H52ZM74 216H75V214H73V217ZM21 217H22L21 215H15L13 217V220L16 218L21 219ZM141 217L142 216L137 218L136 221H138V219H140ZM171 217H173V219H175L174 215ZM201 219H202V217L195 220V222L198 224V222ZM109 221L113 223L114 219L110 218ZM177 221L183 222L181 218L174 220V222H177ZM104 222L107 223L106 218L104 219ZM6 223L8 224V227H9L8 220ZM86 224H87V226H89V231L92 232V234H94V235L92 237L93 241L92 240H90V242L86 241V240L85 241H86V243H89V248H95L98 245L97 231L94 228V227H96V224L91 225L92 222L91 223L86 222ZM108 224H109V227H108L109 229H112V227H113L114 229H116L115 231H117V228L114 227V225H115L114 223H113L114 225H112L110 223H108ZM214 224H216V223H214ZM225 224H229V225H225ZM41 226H46L48 228V231L40 232L38 230V228H40ZM148 226H149V224H148ZM1 227L2 226L0 225V228ZM8 227H7V231L10 232ZM229 227H231V231L225 230L226 228H229ZM11 229L14 233H10L11 236L9 235V237H10L9 241H6V236L0 235V247L3 248V252L2 253L0 252V258L2 257L3 253L6 254L5 248H7L8 243L10 241H13V240L14 241L17 240L18 243L20 242V244L22 246H25L24 249H32V250H30V252H25V253H24V251L17 252V254L15 256L17 258L13 259L14 260L13 264H71L77 258V255H73V256L70 255L69 254L70 252L67 253V251L64 248H60V249L57 248V242H55V239H52L48 236V234L50 233L49 232L50 228L46 224H44L42 220H39V224L37 227V233L34 231V229H27V225L23 229H15V228H11ZM0 232H2V231L0 230ZM124 232L125 231H120V232H117V234L122 236L125 234ZM151 232H152V230H151ZM58 233H60V231H58ZM27 234H31V237L30 238L27 237ZM41 234H47V235H45L44 237H39V235H41ZM15 237H17L18 239H15ZM33 237L35 239H38V243L36 246H33V243H34V241H32ZM74 239H76V238H74ZM71 240L72 239L67 238L65 240V243L66 244L67 243H69V244L73 243V241H71ZM99 240H100L99 243H101V244H104L106 242V239H105V241L101 240V239H99ZM118 245H120V244H118ZM108 247L111 248V252L113 253L115 248H113L112 245H108ZM192 247H190V248H192ZM55 248H57V249H55ZM87 248H88V245H87ZM87 248H85L82 252L86 251ZM126 250H128V251L125 252ZM216 250L220 253V255L218 252H216ZM63 251H65V252H63ZM116 251H118V253H116V254H120L121 251L125 252L121 257L119 256V258H125L124 262L120 263V264H177V263H171L170 259H169L170 257H168L167 259L163 258V259L159 260V258L157 257V255L154 252H152V258L149 257L147 254H142L139 257L137 256L135 258L134 254L132 252V249L128 245H125L124 243H121V245L118 246ZM51 252H52V255L47 261V257H45V254L50 256ZM78 252H80V251H78ZM100 252L103 253L102 251H100ZM100 252H96L91 257H89L86 261V264H92L94 262H96V264H103L106 262V258L108 260H112L110 257L111 254L110 255L108 254L110 252V250L108 252H104V254H102V255L100 254ZM194 253L196 254V252H194ZM24 255H27V257H25ZM101 256L103 257L104 262H102L103 260H102ZM83 257H81V258H83ZM148 257L151 258L152 260L150 261L148 259ZM126 258H128V259H126ZM213 259H217V262ZM187 260L184 263H187L188 262ZM5 263H6L5 260L1 261V259H0V264H5Z\"/></svg>",
    "mask_w": 264,
    "mask_h": 264
},
{
    "label": "water",
    "instance_id": "95a60500",
    "mask_svg": "<svg viewBox=\"0 0 264 264\" xmlns=\"http://www.w3.org/2000/svg\"><path fill=\"white\" fill-rule=\"evenodd\" d=\"M239 81L235 80L234 78L231 77H227V76H215L212 78H208L206 80H204L201 84H197L195 85L192 89L194 91L197 92H205L208 95H216V96H223L225 95L227 92H229L230 89H232L234 86H236L238 84ZM64 82L60 81L56 83V87L57 89H61L64 87ZM8 100V97L6 96V93L2 90H0V104L1 103H5ZM133 104L135 105H141V102H134ZM70 129L72 131H75L77 129V127L70 125ZM155 133L157 136H161L163 135L162 131L157 129L155 130ZM77 143H81V144H87V139L83 138V136L78 133L76 140ZM239 149V145L236 146L235 151L237 152ZM37 161L42 163V164H47L50 161V156L49 154H42L39 155L37 158ZM217 162L216 159H210L208 161V164H215ZM20 171L24 170V166L23 165H19L18 169ZM25 223L24 219H20V218H16L14 220L11 221L12 226H23ZM74 249L82 252L85 248H87V243L82 241V240H76L75 243L70 244ZM128 250H126L125 252H127ZM125 252H120V254H116L118 253V251H116V249L113 251L114 254L117 255V257H121Z\"/></svg>",
    "mask_w": 264,
    "mask_h": 264
},
{
    "label": "crops",
    "instance_id": "0c3cea01",
    "mask_svg": "<svg viewBox=\"0 0 264 264\" xmlns=\"http://www.w3.org/2000/svg\"><path fill=\"white\" fill-rule=\"evenodd\" d=\"M24 219V218H23Z\"/></svg>",
    "mask_w": 264,
    "mask_h": 264
}]
</instances>
